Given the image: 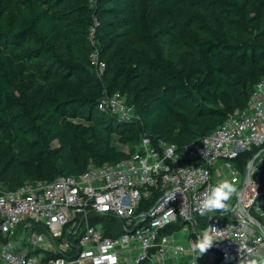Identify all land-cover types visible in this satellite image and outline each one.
<instances>
[{
	"label": "trees",
	"instance_id": "1",
	"mask_svg": "<svg viewBox=\"0 0 264 264\" xmlns=\"http://www.w3.org/2000/svg\"><path fill=\"white\" fill-rule=\"evenodd\" d=\"M129 1L139 2L131 14ZM250 4L264 9L263 0H0V188L15 190L26 184L25 178L35 182L78 176L87 170V162L114 164L133 151H121L109 142L93 149L89 129L70 118L117 130L134 146L144 134L180 148L211 134L230 113L245 108L264 77V46L253 44L238 51L205 12L217 15L226 30H238L253 21L247 12ZM151 7L159 10L157 20L149 15ZM177 26L193 30L187 43L193 53L202 51L205 57L206 72L194 85L181 81L162 63L156 44ZM91 29L94 40L119 45L117 54L102 50L106 73L100 77L89 59L94 49ZM132 38L148 46L152 57L147 62L157 74L154 89L138 92L143 104L139 127L99 109L104 91L118 92V81L134 76L125 71L130 56L141 53ZM176 43L170 36V44ZM174 57L176 64L178 55ZM224 101L234 104L230 113L221 110ZM200 120L211 123L203 125ZM64 139L72 143L71 165L59 169L51 145ZM19 146L33 169H23L21 163L22 171L14 173L13 153ZM247 159L242 156L241 161Z\"/></svg>",
	"mask_w": 264,
	"mask_h": 264
},
{
	"label": "built area",
	"instance_id": "2",
	"mask_svg": "<svg viewBox=\"0 0 264 264\" xmlns=\"http://www.w3.org/2000/svg\"><path fill=\"white\" fill-rule=\"evenodd\" d=\"M99 109L132 118L119 92L104 91ZM224 180L238 181L228 209H201ZM205 232L214 258L193 247ZM263 253L264 77L245 108L182 148L144 134L114 164L0 188V264H262Z\"/></svg>",
	"mask_w": 264,
	"mask_h": 264
},
{
	"label": "rangeland",
	"instance_id": "3",
	"mask_svg": "<svg viewBox=\"0 0 264 264\" xmlns=\"http://www.w3.org/2000/svg\"><path fill=\"white\" fill-rule=\"evenodd\" d=\"M264 1V0H263ZM139 2H128L129 4V13H133L138 7ZM156 11H159L157 7H151L149 9V15L154 20H157L155 14ZM249 16L253 21L249 24H243L239 27L238 30H226L220 21V18L217 15H212L205 12L206 17L212 21L216 28L220 31H224L230 37L231 43L236 45L238 51L242 52L244 49L250 47L253 44L263 45L264 46V9L259 10L258 7L253 4L249 5L247 10ZM256 20H262L261 25H255ZM155 24V22H154ZM193 33L192 29L185 30L181 26L171 30L167 36H163L156 44L162 50V63L169 66L170 70L177 74L180 77V80L194 85L206 72L205 66V57L202 51L199 54H195L191 51L187 40H189V34ZM170 36L177 40L175 45L170 44ZM95 52L99 57H101L102 50H105V54H117L118 42H113L108 39L106 40H95ZM132 43L135 49L141 51L137 56H130L125 71H130L134 76L132 79H128L126 76L120 79L117 83V91L122 95L125 103L131 110V122L135 123L136 127L141 126L139 120V113L141 106V99L139 98L138 92L142 88H155V77L156 72L152 66L147 62V57H152V53L148 46L137 38H132ZM174 55H178V62L175 64ZM234 66L233 64H231ZM235 67V66H234ZM93 68L96 74L103 75L106 72H101L97 65H93ZM248 69V66L244 68V71ZM107 77H110L111 74L107 73ZM145 97H149L147 94ZM140 107V108H139ZM234 108V104L230 101H224L221 103V110L225 113H230ZM72 123L79 126H86L89 129V145L93 149L99 147V145L109 142L110 145L116 146L119 150L124 152H129V150L134 149V142L127 141L125 139L126 134L118 133L117 130L105 129L101 126L95 125L94 123L83 119L81 117L70 118ZM203 125H209L210 120H200ZM165 126V124H164ZM141 131V130H140ZM52 149L56 151V165L59 169H62L66 166L71 165V147L72 143L69 140H57L51 145ZM14 156L17 162L16 168L13 170L14 173L21 172L20 164L23 163V169L32 170L33 165L27 161L26 150L22 147L14 148ZM85 156L82 157V160ZM221 161L219 164H222ZM91 162L85 164V169L91 166ZM1 169V167H0ZM35 179L25 178L24 183H32ZM51 181V180H46ZM236 188H238V181L231 182ZM233 199V197L231 198ZM231 201V200H230ZM181 236V234L179 235ZM208 257L214 258L213 253L206 251ZM173 264V263H172ZM175 264V263H174ZM264 264V253L263 261Z\"/></svg>",
	"mask_w": 264,
	"mask_h": 264
},
{
	"label": "clouds",
	"instance_id": "4",
	"mask_svg": "<svg viewBox=\"0 0 264 264\" xmlns=\"http://www.w3.org/2000/svg\"><path fill=\"white\" fill-rule=\"evenodd\" d=\"M237 194V188L233 183L228 180L221 181L208 192V194L203 199L200 207L205 211H226L229 207L228 202L234 195ZM211 243V237L207 234V232H205L203 235V239L194 244L193 247L198 249L200 253H204L211 246Z\"/></svg>",
	"mask_w": 264,
	"mask_h": 264
},
{
	"label": "crops",
	"instance_id": "5",
	"mask_svg": "<svg viewBox=\"0 0 264 264\" xmlns=\"http://www.w3.org/2000/svg\"><path fill=\"white\" fill-rule=\"evenodd\" d=\"M180 260H182V259H173V258H171V259H169L167 262H166V264H176L178 261H180Z\"/></svg>",
	"mask_w": 264,
	"mask_h": 264
}]
</instances>
